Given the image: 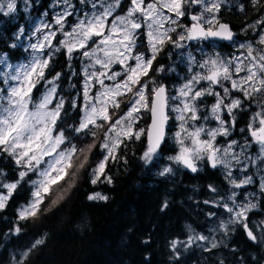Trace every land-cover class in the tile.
I'll use <instances>...</instances> for the list:
<instances>
[{"label":"snow or ice","instance_id":"snow-or-ice-1","mask_svg":"<svg viewBox=\"0 0 264 264\" xmlns=\"http://www.w3.org/2000/svg\"><path fill=\"white\" fill-rule=\"evenodd\" d=\"M78 2L80 5H90V10L76 8L72 0H57V4L64 5L62 11L56 13L54 17L53 22L58 27L51 30L50 24L41 22L34 26L35 30L28 29L27 34L36 38L34 43L29 42L25 46L21 42L26 34L24 25L16 26V30L10 36L7 32L0 33V43L4 49H8L0 51V152L7 153L14 159L15 164L24 168L19 172L16 181L0 182V189H6L7 192L5 194L0 191V210L7 206L20 182L32 172L37 175V179L30 182L31 198L18 211V220L39 219L45 198L55 196L44 212L51 211L63 201L74 187L77 174L88 165L89 157L97 147L102 150L103 159L90 169L92 184H96L101 176L105 182L112 183V177L105 173L106 166L110 160L120 159L117 152L128 141L146 137L147 144L140 159L145 166L151 164L167 138L169 121L173 118L178 121V130L174 136L180 148L176 155L168 158L170 161L194 173L199 170L197 161L201 160L208 162L212 168L224 165L229 169L232 160L239 163L240 157L233 153V148L238 142L232 140L221 149L214 141L217 136H229L230 129L236 126L237 113L244 111L246 104L250 108L253 103H258L260 110L250 117L247 131L251 141L245 140L243 147L246 149L252 142L259 145V155L256 159L264 161V18L242 29L243 32L260 29L256 41L260 47L251 42L239 45L240 49L246 50V55L241 52V56L224 59L219 54H213L198 61L192 52L188 51L189 72H192L194 66L204 71L193 73L176 90L175 95H169L166 85L156 84L155 79L149 77L157 57L168 45L184 55V50L191 47L189 42L192 41L198 44L216 39L234 41L236 33L228 24L219 20V13L227 5L228 0H147V2L129 0L123 15H114L116 9L122 6V0H112L110 3L107 0ZM251 3L256 6L258 0H251ZM23 4L25 5L23 11L27 12L31 7V0H23ZM189 5L200 6V11L195 14L186 13V6ZM234 7L241 12L245 10L243 3L234 4ZM17 9V0H0V14L4 17L16 13ZM74 12L80 15L77 22L71 25L70 31H66L67 18ZM186 14L192 21L190 26L178 22L179 18ZM142 29H146L144 36L147 54L136 51L139 30ZM177 29L180 31L177 32ZM58 32L65 39L58 40L59 46H55L53 40ZM173 33H176L175 39ZM9 39L12 43H8ZM61 49H66L69 59L78 50H83L81 53L83 57L91 60L93 66L100 65L103 69L90 72L89 66H85L86 80L83 86L85 103L82 114L78 124H70L67 129L60 128L58 123L63 120L66 113L65 99L57 94V81L62 73L57 72L50 79L45 75L46 70L51 67L54 54ZM200 51L203 53V49ZM17 52L26 54L23 62L18 60ZM130 61L132 63H129ZM113 64L122 66V72L111 71ZM155 71H164L163 65ZM122 75L123 78L117 81L116 78ZM144 78H147V81ZM105 79L115 83L111 86L106 85ZM202 81H206L208 87L197 89L196 86ZM224 82L229 86H224ZM95 83L102 87V91L90 96L89 91ZM41 84L45 85V90L37 100L34 90ZM213 86H220L223 95ZM233 92H239L241 96H234ZM205 96L216 98L211 106V115L218 122V127L213 129L195 125V122L201 119L198 115L197 102ZM125 97L127 111L116 117L115 110L121 107ZM70 106L77 108L75 101H71ZM109 108L112 109L111 113ZM143 112L150 116L151 122L147 128L138 127ZM222 113H226L229 119L222 118ZM204 119L207 120L208 117ZM257 120L258 124L252 122ZM105 128L103 141L97 145L95 142L98 139L97 130ZM66 131L73 136L70 138L65 134ZM240 131L243 133L245 129L242 128ZM202 135L208 138L202 139ZM89 136L93 138V143L84 147L72 143V139ZM64 144H68L69 147H61ZM172 171L173 168L167 166L158 174L166 176ZM231 176L229 170L225 178L237 188L253 182L252 177H246L237 183ZM61 181L68 184V188L63 193L56 194L54 187H59ZM209 188L216 192L211 185ZM260 189L264 194V181H261ZM235 196L236 194L232 193L228 197L234 204ZM88 199L107 201L108 197L94 193L89 195ZM212 203L219 204V201ZM167 206L165 201L162 208ZM221 206L233 214L228 223L240 225L251 242L264 244V235L258 237L248 223L247 214L257 208V204L236 205L239 211L226 203ZM261 227H264V221L261 222ZM220 228L227 234V223L221 221ZM13 231L18 234L21 228L16 226ZM196 240L206 241L208 237L189 236L184 246L188 247ZM44 243V237L36 239L27 250L20 253L19 259L13 257L15 264H25L30 253ZM182 243L184 242L179 240L171 242L170 246L177 258L180 255L178 246ZM211 247L216 248L218 244L213 242Z\"/></svg>","mask_w":264,"mask_h":264},{"label":"trees","instance_id":"trees-1","mask_svg":"<svg viewBox=\"0 0 264 264\" xmlns=\"http://www.w3.org/2000/svg\"><path fill=\"white\" fill-rule=\"evenodd\" d=\"M51 1L31 0L28 11L33 15L48 11ZM17 3L16 13L9 17L0 14V33L7 32L10 36L16 26L27 23L23 0H17ZM239 3L245 5L243 12L234 7ZM262 17L264 0H258L256 6L251 0H228L219 13V20L229 22L235 31L234 42L254 37L257 30L243 32L242 29ZM183 18L187 22L190 16L186 14ZM217 42L222 50L232 45ZM8 43H12V40L9 39ZM169 46L158 56L163 66L168 64L170 58ZM3 50L8 49H4L0 43V51ZM170 50L171 56L178 55L176 49ZM24 55L16 53L18 59ZM81 68L78 55L74 53L69 59L66 49H61L54 54L51 67L46 70L50 76L62 73L57 94L65 99L64 116L71 125H76L81 116L77 110H73V114H76L73 117L67 110V102L73 101L75 96L80 97ZM152 71L158 83L161 80V83L167 84L180 83L181 78L177 75H165L163 71L157 72L155 69ZM34 92L37 96L41 90L37 88ZM243 116L246 117V113ZM149 120L147 114L144 128H147ZM70 135L73 136L72 133ZM90 138H75L74 143L79 145ZM146 144V137H141L121 146L117 152L120 159L110 160L105 169L106 175L112 177V183L105 182L101 176L96 184H92L91 171L87 167L65 199L51 211H43L50 206L44 201L39 219L18 220V211L31 198L30 182L33 178L29 172L7 206L0 210V264H15L13 257L19 259L20 253L41 237H44L45 243L30 253L25 264H264V244L251 242L240 225L228 223V212L221 206L224 204L221 198L230 191L225 173L206 162L195 173L174 164L171 174L160 176L158 173L168 164L169 156L177 152L176 145L167 136L158 156L145 166L140 157ZM97 152L102 154L101 150ZM22 170V166L15 164L11 156L0 152V182L16 181ZM209 185L216 192L211 191ZM0 191L7 193L6 189ZM94 193H101L108 200L90 201L88 196ZM165 201L168 206L162 208ZM205 201L210 203L206 204ZM213 201H219V204ZM256 204L258 207L250 211L248 223L259 237L264 233V227H261L264 221V194L257 197ZM221 221L228 224L227 234L220 228ZM16 226L21 228L18 234L13 231ZM196 233L211 238L218 247L212 248L208 241L199 240L185 247L188 237H195ZM173 240L184 242L178 246L179 258L170 246Z\"/></svg>","mask_w":264,"mask_h":264},{"label":"rangeland","instance_id":"rangeland-1","mask_svg":"<svg viewBox=\"0 0 264 264\" xmlns=\"http://www.w3.org/2000/svg\"><path fill=\"white\" fill-rule=\"evenodd\" d=\"M107 2L110 3V2H112V0H107ZM146 2H147V0H146ZM72 3L78 9L83 8L84 11L90 10V5H80L78 0H72ZM128 3H129V0H122V6L116 9L114 15H123L127 6H128ZM50 6H51L50 10H48V11L43 10L38 15H33L29 11L26 12L27 23L21 24V25H24L26 28V34L24 37H22V41H21L25 46L29 42H33V43L36 42L35 37H30L27 34L28 29L35 30L34 26L39 25L41 22H45V23L50 24L51 30H55L58 27L53 22L54 17L56 15V13L62 11L64 5L62 3L57 4V0H52L50 3ZM194 6H196V8H194ZM191 8H192V10H191ZM185 10L187 13L195 14V13H198L200 11V6L189 5V6H186ZM45 12L47 13V15H44ZM78 15H80V13L78 14V13L74 12V14L72 16L67 18V23L65 24V30L66 31H70L71 25H73L77 22ZM262 18H264V17H262ZM110 20H111V18H110ZM178 22L182 25H187V26H190L192 23V21L190 19L186 22L183 17L179 18ZM48 30L49 29H45V31H48ZM139 31H140V35L138 37V47L136 48V51L145 52L147 54V42H146V37L144 36V32L146 31V29H142ZM179 31L180 30L177 29V32H179ZM259 31H260V29L258 28L256 33H254L255 34L254 37H250L247 39L239 40L237 42H233L231 47L227 50L220 49V46H218L219 44L216 40L210 41V43L201 42L199 44L195 41H192V42H189L191 47L189 49L184 50V55H181L179 50H177L178 55L173 57V56H171V50L170 49L172 48V46L170 45L168 48L169 49L168 55L170 58L168 60V64L163 66L164 71L162 73L165 75L166 74L167 75H177L178 77L181 78V80H180V83H177V84H172V83L167 84L169 95H175L176 90L179 89V87L185 82V80L187 78H190L193 73L204 71V70L200 69L199 67L194 66L192 68V72H189V64H188V60H187V52L188 51H191L192 54L196 57V59L198 61H201L203 58H206L208 55H213V54H219V56L224 58V59H230L233 56H241V52H244V54L246 55V50L240 49L239 45L241 43L251 42L254 45H256L257 47H260V45L256 44V41L259 38ZM175 38H176V33H174V35H173V39H175ZM61 39H65V37H63V35L58 32L57 37L53 40V44L55 46H59L57 42H58V40H61ZM200 49H203V53H201ZM82 51L83 50H78L77 52H75V55H78L80 57L81 64H82V68H81L82 69V78H81V84H80L81 90L79 92L80 97L77 98V96H75L73 98V101H75L77 104V108L71 107L70 102H67L69 105V107L67 108L69 115L74 113L73 110H77L79 112V114H82V107H83V104L85 103L84 98H83V91H84L83 86H84V83L86 80V76L84 73L85 66L86 65L89 66L88 70L90 72L103 70V69H101L100 65H94L93 66V62L91 60L83 57L81 54ZM241 58H243V57H241ZM18 60L23 62L24 57L19 58ZM129 63H132V62L130 61ZM161 64H162L161 58L157 57V60L154 62V65H153V69L160 68ZM111 71L122 72V66L113 64L111 67ZM45 75L49 79L52 77L50 75H47V72L45 73ZM241 75H243V73H241ZM149 77L154 78L156 84H161L162 80L160 81V83H158V79L155 77L153 71H150ZM122 78H123V75L121 77H117L116 79H117V81H119ZM144 79L147 81V78H144ZM104 82L106 85H109V86H111L112 84L115 83V81H111V80H107V79H105ZM57 86H58V81H57ZM150 86H152V85H150ZM224 86H229V85L227 82H224ZM206 87H208V83L206 81H202L199 85L196 86L197 89L206 88ZM213 87L215 88V90L217 92H220L221 95H223L222 88L220 86H213ZM38 88H39V90H41V92L37 96H35V98L37 100L40 98V96L44 92L45 85L41 84L40 86H38ZM100 91H102V87L98 83H95L91 87V89L89 91V95L95 96L96 93H98ZM233 95L234 96H241V94L239 92H233ZM77 99H79V100L77 101ZM215 99L216 98L213 96H205V97H202L197 102V106L199 108L198 115L201 117V119H200V121L195 122L196 126L203 125L209 129H213V128L218 127V122L215 121V119L211 115V106L215 103ZM258 99H259V97H258ZM225 102L227 103L228 101L226 100ZM53 103H55V100L53 101ZM201 109H203V110H201ZM258 110H260V105L258 103H253L250 108L246 104L245 110H244V112L246 113V117L244 116V118H246V122L243 124V126H238V127H235L234 129H230L229 136H226V137L225 136H217L216 141H214L215 145L221 149L226 147L230 141H232V140L237 141L238 143L236 146H234L233 153L240 157L239 163H237L236 160L231 161V165H230L229 169H226L224 167V165H218L217 168H220L222 170V172L225 173V175H227V172L230 170L231 174H232L231 178L235 179L237 183H239L241 180L245 179L246 177H252V180H253V182L251 184H244V185H241V187H239V188L230 184L228 181V187H229L230 191L228 190L225 193V195L223 197L224 203L228 204L230 207L236 208L237 211H239V208H237L236 205H247L249 203L256 204V199L261 194L260 183H261V181H264V161L256 159V157L259 155V145L252 142V143H250V146L247 147L246 149L243 147L245 140L251 141V138H249V136H248L249 132L247 131V125L250 122V117L253 116L254 113ZM109 111L111 113L112 109L109 108ZM126 111H127V97L124 98V102L121 103V107L119 109L115 110V115H116V117H118L120 115H123L124 112H126ZM147 114H148L147 112H143L141 114L142 118L138 122L139 128H144L145 122L147 120ZM224 114H226V113H222V118H224V116H225ZM74 115H76V114H73V117H75ZM172 116L174 117L175 114L173 113ZM204 117H208V119L205 120ZM69 118L72 119L71 116H69ZM78 122H79V120L77 121L76 124H78ZM252 122L255 124H258V120L252 121ZM58 123H59V127L64 128V129H65V125H70L69 119L66 116H64L63 120L59 121ZM177 125H178V121H176L174 118L169 121L167 136H169V140L176 145V149H177V152L171 156L176 155L179 152V148H180L179 144L176 143L175 136H174L175 132L178 130ZM242 128L245 129V131L243 133L240 131V129H242ZM104 131H106V128L97 130L98 139L95 141L97 145L102 143ZM65 134L68 135L69 137L71 136L70 133L67 131ZM207 138H208L207 136L202 135V139H207ZM72 143H74V139H72ZM91 143H93L92 137L90 138V140H88L84 143H81L77 146L78 147H84L86 144H91ZM61 147H69V145L64 144ZM98 150H101V149L99 147L93 149V151L89 157L88 165L77 174V176L75 178V184L77 183L79 177L81 176V174L83 173V171L87 167H88V169H91V168L95 167V165L101 159H103V154L98 153L97 152ZM45 159H47V157ZM253 160H255V163H253ZM205 163H206V161H204V160L197 161L198 168H201L202 166H204ZM174 164L175 163L173 161H170L168 159V164L166 165V167L171 166L173 168ZM41 167H43V165H41ZM23 170H24V168H23ZM30 174H31L33 180L37 179L36 174H34L32 172H30ZM69 183H71V181H69ZM67 188H68V184H65L63 181H61V184L59 187H54V192L56 194H60V193H63L64 190ZM232 193L236 194L235 204L233 203L232 200L228 199V197H230L232 195ZM5 194H7V193H5ZM54 198H55V196H53L51 198L46 197L45 201L47 202V204L51 205V199H54ZM25 205H23V206H25ZM247 215H250V211L248 212ZM228 217L231 220L233 217V214L228 213ZM198 235H204V234L203 233H196V236H198ZM262 235H264V233ZM206 241H208L209 244L213 243L211 238H208V240H206Z\"/></svg>","mask_w":264,"mask_h":264},{"label":"flooded vegetation","instance_id":"flooded-vegetation-1","mask_svg":"<svg viewBox=\"0 0 264 264\" xmlns=\"http://www.w3.org/2000/svg\"><path fill=\"white\" fill-rule=\"evenodd\" d=\"M201 110H203V109H201ZM200 110V111H201ZM245 114V112L244 111H242V112H238L237 113V123H236V126L235 127H238V126H243V124L246 122V118H244V115ZM225 116H224V118H225V120H228L229 119V117H228V115L227 114H224ZM198 121H200V120H198ZM249 136V138H251L250 137V134L248 135ZM205 165V164H204ZM250 217H249V215H248V219H249Z\"/></svg>","mask_w":264,"mask_h":264},{"label":"water","instance_id":"water-1","mask_svg":"<svg viewBox=\"0 0 264 264\" xmlns=\"http://www.w3.org/2000/svg\"><path fill=\"white\" fill-rule=\"evenodd\" d=\"M191 20V19H190ZM221 23H226V24H228L229 26H230V28H231V30L235 33V31L232 29V26H231V24L229 23V22H224V21H220ZM235 38H236V35H235ZM235 38H234V40H235ZM215 41V40H214ZM216 41H220V42H224V43H226V44H229V45H231L234 41H232V42H230V41H225V40H219V39H216ZM161 84H164V85H166L167 86V83L166 82H162ZM150 120H149V124H150ZM148 124V125H149ZM148 127V126H147ZM164 143H165V141H164ZM164 143L162 144V146L164 145ZM162 146H161V148H162ZM191 173H194V172H192L190 169H188Z\"/></svg>","mask_w":264,"mask_h":264}]
</instances>
